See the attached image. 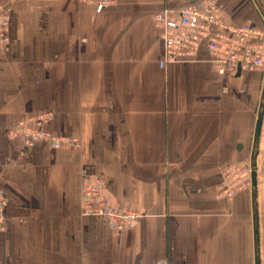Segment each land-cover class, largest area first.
I'll list each match as a JSON object with an SVG mask.
<instances>
[{
  "label": "crops",
  "instance_id": "0c3cea01",
  "mask_svg": "<svg viewBox=\"0 0 264 264\" xmlns=\"http://www.w3.org/2000/svg\"><path fill=\"white\" fill-rule=\"evenodd\" d=\"M201 0H119L101 13L78 0H0V264H264V72L221 75L201 45L159 66L154 16ZM232 24L264 28L259 0H217ZM47 129L79 145L25 148L11 133ZM251 159L255 183L216 198L223 169ZM103 177L140 214L115 236L83 215L82 185ZM258 227V238L256 234Z\"/></svg>",
  "mask_w": 264,
  "mask_h": 264
},
{
  "label": "built area",
  "instance_id": "2783aa9c",
  "mask_svg": "<svg viewBox=\"0 0 264 264\" xmlns=\"http://www.w3.org/2000/svg\"><path fill=\"white\" fill-rule=\"evenodd\" d=\"M78 1L101 13L119 0ZM10 14V7L0 4V49L9 43ZM154 22L164 46V58L159 62L161 68L194 58L201 45H205L213 65L221 75H235L239 69L241 72H264V28L253 27L249 23L232 24L217 0L191 3L178 12L164 10L154 16ZM50 119V113H42L33 117L34 126L21 122L11 135L13 138L20 136L27 149L39 141L49 143L55 149H73L79 145L78 138L52 134L47 129ZM255 171L251 159L227 165L223 169V179L216 198L231 203L239 191L253 187ZM106 189L103 177L83 183V215L103 217L115 236L134 230L140 214L115 204ZM6 206L7 197L0 191V231L6 229ZM158 264L169 262L161 260Z\"/></svg>",
  "mask_w": 264,
  "mask_h": 264
},
{
  "label": "rangeland",
  "instance_id": "374dc122",
  "mask_svg": "<svg viewBox=\"0 0 264 264\" xmlns=\"http://www.w3.org/2000/svg\"><path fill=\"white\" fill-rule=\"evenodd\" d=\"M262 4H264V0H259ZM257 172V170H256ZM254 183H255V178H254Z\"/></svg>",
  "mask_w": 264,
  "mask_h": 264
},
{
  "label": "trees",
  "instance_id": "16d2710c",
  "mask_svg": "<svg viewBox=\"0 0 264 264\" xmlns=\"http://www.w3.org/2000/svg\"><path fill=\"white\" fill-rule=\"evenodd\" d=\"M256 234H257V238H258V227L257 226H256Z\"/></svg>",
  "mask_w": 264,
  "mask_h": 264
},
{
  "label": "water",
  "instance_id": "95a60500",
  "mask_svg": "<svg viewBox=\"0 0 264 264\" xmlns=\"http://www.w3.org/2000/svg\"><path fill=\"white\" fill-rule=\"evenodd\" d=\"M241 73V71H240V69L238 70V74H240Z\"/></svg>",
  "mask_w": 264,
  "mask_h": 264
}]
</instances>
